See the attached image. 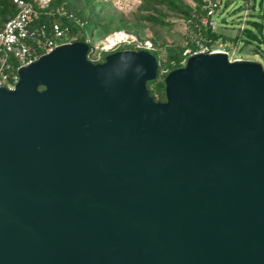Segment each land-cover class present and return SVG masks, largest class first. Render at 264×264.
Returning <instances> with one entry per match:
<instances>
[{"label":"water","instance_id":"obj_1","mask_svg":"<svg viewBox=\"0 0 264 264\" xmlns=\"http://www.w3.org/2000/svg\"><path fill=\"white\" fill-rule=\"evenodd\" d=\"M57 46L0 88V264H264V66Z\"/></svg>","mask_w":264,"mask_h":264},{"label":"trees","instance_id":"obj_2","mask_svg":"<svg viewBox=\"0 0 264 264\" xmlns=\"http://www.w3.org/2000/svg\"><path fill=\"white\" fill-rule=\"evenodd\" d=\"M36 2V0H30ZM111 3L105 0H50V9L63 8L67 13H71L73 18H68V16L59 15H49L45 10H42L37 18H35V23L40 24L42 22H51L53 20H58L63 24L70 25L73 29L81 31V37L79 40L85 41L88 37V30L92 32L95 30H100L99 36L94 40V45L98 40L108 37L109 35L117 32H113L114 28L111 27V18L104 13V8L109 6ZM208 5V0H195V3L188 4L182 0H143L141 6V13L139 19L149 22L150 24L158 27H163L169 24L166 20L168 13L182 17L186 20L189 26L193 27L196 31V36L193 40H189L186 46H170L164 41L159 39L150 40L153 43V48L149 49L157 60L159 59V52L163 48L167 53L166 66L170 69L180 67L184 64L186 56L184 52L186 49L190 48L192 52L197 50L196 40L199 38L209 39L208 41L223 40L224 42L237 41L240 37L246 41L257 40L259 43L264 42L261 36L264 30V21L258 19H247L245 25L241 28L238 34L235 36H229L224 33L217 31L211 27H205L201 24V19L206 14L205 7ZM166 11H164V9ZM259 15L264 13V3L260 0ZM168 12V13H167ZM16 13V8L13 0H0V28L3 23ZM74 19H78L83 23L82 26L76 25ZM252 27H255L259 33L254 32ZM116 29H126L129 27L125 24L116 27ZM122 31V30H119ZM134 43L137 42L135 39ZM209 43V42H208ZM92 44V40H90ZM95 47V46H94ZM95 48L89 52L88 57L94 52ZM104 50V49H103ZM106 54L102 56V61L105 60ZM168 72H163L161 66L159 65L158 76L155 80H150L147 82V87L149 89L150 95L154 100L166 99L165 94V77ZM158 95V97H157Z\"/></svg>","mask_w":264,"mask_h":264},{"label":"rangeland","instance_id":"obj_3","mask_svg":"<svg viewBox=\"0 0 264 264\" xmlns=\"http://www.w3.org/2000/svg\"><path fill=\"white\" fill-rule=\"evenodd\" d=\"M111 4L104 8V13L111 18V27L114 28L113 32L122 30L125 33H130L129 41L121 42L112 47L102 48L106 45V38L98 40L94 45V40L99 36L100 30H88V37L92 40L91 49L95 48L94 52L90 55V59L94 63H100L104 54L108 55L117 50L133 49L143 50L142 47L145 40L159 39L164 41L170 46H186L189 40H193L196 36V31L193 27L189 26L186 20L182 17L168 13L166 20L168 25L158 27L139 19L141 13V6L143 0H105ZM188 4H194L195 0H182ZM264 3V0H263ZM164 11L165 8H163ZM260 0H220V9L215 15L216 30L229 36H235L239 33L242 27L248 25L247 19H258L264 21V13L259 15ZM125 24L129 27L126 29H116V27ZM254 32L259 31L252 27ZM264 39V30L261 34ZM132 39H136L134 43ZM223 44V48L229 51L230 58L255 60L262 63L264 66V42L259 43L257 40L246 41L240 37L237 41L230 42L219 40ZM95 46V47H94ZM218 45L216 44L215 47ZM158 64L161 66L163 72H169L171 69L166 66L167 53L162 48L158 54ZM183 65V64H182ZM181 65V66H182ZM158 97V95H157ZM166 100V99H165ZM164 100V101H165ZM162 101V100H156Z\"/></svg>","mask_w":264,"mask_h":264},{"label":"built area","instance_id":"obj_4","mask_svg":"<svg viewBox=\"0 0 264 264\" xmlns=\"http://www.w3.org/2000/svg\"><path fill=\"white\" fill-rule=\"evenodd\" d=\"M49 2L50 0H36V2L13 0L16 13L8 18L0 28V88L15 89L19 81V69L22 66L36 61L40 56L53 51L61 44L80 39L82 35L80 30L73 29L70 25L63 24L58 20L49 23H35V18L42 10H45L49 15L73 18V15L67 13L63 8H48ZM219 9L220 0H208V5L205 7L206 14L201 19V24L215 29L217 25L215 15ZM74 21L76 25H83L78 19H74ZM119 32L122 33L120 39H116L113 44L106 43L102 48L107 49L106 47L130 40V33ZM208 40L206 38L197 39V50L194 52L190 48L186 49L184 52L186 58L183 63L185 64L189 55L199 51H227L229 53L219 40ZM85 41L90 44L89 38ZM216 44L217 47H215ZM142 47L149 50L153 48V43L150 40H145Z\"/></svg>","mask_w":264,"mask_h":264},{"label":"bare ground","instance_id":"obj_5","mask_svg":"<svg viewBox=\"0 0 264 264\" xmlns=\"http://www.w3.org/2000/svg\"><path fill=\"white\" fill-rule=\"evenodd\" d=\"M121 37H122V33L117 31L116 33H113V34L109 35L106 38V41H107L108 44H113L116 39H120Z\"/></svg>","mask_w":264,"mask_h":264}]
</instances>
